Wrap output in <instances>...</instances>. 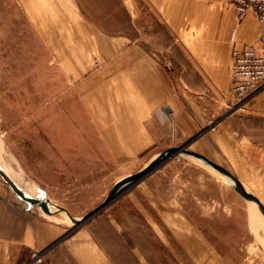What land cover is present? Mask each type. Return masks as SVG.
Returning <instances> with one entry per match:
<instances>
[{
  "label": "rangeland",
  "instance_id": "1",
  "mask_svg": "<svg viewBox=\"0 0 264 264\" xmlns=\"http://www.w3.org/2000/svg\"><path fill=\"white\" fill-rule=\"evenodd\" d=\"M234 21L231 0H0L6 164L74 218L99 208L116 183L173 144L142 124L164 85L195 74L185 66L187 32L196 46ZM204 167L173 159L81 230L116 264H264L251 205ZM48 210L31 213L75 228Z\"/></svg>",
  "mask_w": 264,
  "mask_h": 264
},
{
  "label": "crops",
  "instance_id": "2",
  "mask_svg": "<svg viewBox=\"0 0 264 264\" xmlns=\"http://www.w3.org/2000/svg\"><path fill=\"white\" fill-rule=\"evenodd\" d=\"M236 26L238 42L240 37L244 39L242 44L236 42L235 48L261 46L264 30L253 15L239 24L234 21L231 27L223 24L217 30L213 28L203 33L198 39L202 42L196 46L194 33L187 32V38L193 40L184 48L185 66L195 74L188 72L180 84L164 85L167 93L157 97L153 114L144 119L142 129L146 133L148 128L150 137H163L173 143L167 149L193 141L190 150L227 169L261 201L264 200V89L244 107L232 108L233 46L228 41ZM156 84L158 86V82ZM31 212L13 201L0 178V264H28L34 255L51 247L43 255L45 263L39 264H116L91 234L81 230L82 227L68 235L71 230L68 232L49 221V216L41 213L35 216Z\"/></svg>",
  "mask_w": 264,
  "mask_h": 264
},
{
  "label": "water",
  "instance_id": "3",
  "mask_svg": "<svg viewBox=\"0 0 264 264\" xmlns=\"http://www.w3.org/2000/svg\"><path fill=\"white\" fill-rule=\"evenodd\" d=\"M193 143L190 142L182 147H172L158 155L157 158H155L149 165H147L144 169L139 171L138 173L129 176L127 178H124L123 180L116 183L113 188L110 190L109 194L107 195L104 203L94 211L90 212L86 216L77 219L72 217L68 211H66L64 208L52 205L50 201L47 199V194L45 191H43L36 183L31 181L24 171L18 166V171H15L9 163L6 164V159L3 156L5 165L9 166L13 169V171L16 174H23V179L21 181L23 182L24 188H31V191L27 192L31 194L36 195L34 197L28 196L23 189H20L15 181H13L7 173L4 171V169L0 166V178L3 181L4 185L6 186L7 190L9 191L10 195L14 198L13 201L17 203L21 208L31 211L34 208L42 209L46 212H48V209L55 208L60 213H65L70 222L74 224L75 229L72 230L68 235H70L72 232L78 230L85 224H87L89 221H91L93 218H95L97 215H99L101 212H103L105 209H107L110 205H112L117 199H119L121 196H123L126 192L131 190L133 187L137 186L141 182H143L146 178H148L150 175H152L155 171H157L159 168H161L163 165H165L170 160L177 158V157H191L197 162L201 163L205 167L213 170L217 174L220 175V177L223 179L224 183L233 189L238 195H240L247 203L255 204L258 208L259 212L264 217V206L262 202L251 192L247 191L243 185L239 182L238 179H236L227 169L224 167H221L220 165L214 163L213 161L207 159L203 155L196 153L189 149L190 145ZM4 146V145H3ZM3 155H5V150L3 152ZM11 157V156H10ZM9 157V158H10ZM10 160H14L13 157H11ZM25 204L27 206H25ZM67 235V236H68ZM65 239V238H63ZM63 239L58 241L56 244L61 242ZM52 248V247H51ZM48 249L47 251L43 252L45 254L46 252L51 250Z\"/></svg>",
  "mask_w": 264,
  "mask_h": 264
},
{
  "label": "built area",
  "instance_id": "4",
  "mask_svg": "<svg viewBox=\"0 0 264 264\" xmlns=\"http://www.w3.org/2000/svg\"><path fill=\"white\" fill-rule=\"evenodd\" d=\"M239 23L250 14L254 15L264 30V0H231ZM237 28L231 33L232 50V85L231 97L233 109L244 107L264 87V33L260 38V47L235 48ZM41 253L34 255L28 264L42 262Z\"/></svg>",
  "mask_w": 264,
  "mask_h": 264
},
{
  "label": "bare ground",
  "instance_id": "5",
  "mask_svg": "<svg viewBox=\"0 0 264 264\" xmlns=\"http://www.w3.org/2000/svg\"><path fill=\"white\" fill-rule=\"evenodd\" d=\"M4 145V146H3ZM5 150V144L3 143V140H2V137L0 135V166L4 169V171L7 173V175L17 183L18 187L20 189H23V191L30 197H34L36 195L35 194H31L29 192L26 191V189L28 191H31L32 189L31 188H24L23 185V182L21 181V179H23V174H16L12 168H10L9 166L5 165L4 163V159H3V152ZM198 163V162H197ZM205 169H207L208 171H211L213 172V170L209 169V168H206L204 167ZM21 183V184H20ZM244 187V186H243ZM245 188V187H244ZM246 189V188H245ZM251 205V208H252V211L254 212L252 215V219H251V227L252 229L256 230V232L260 231V229H264V217L263 215L259 212L258 208L256 207L255 204H252V203H249ZM25 206H27L25 204ZM36 209V208H34ZM53 210H56L55 208H51ZM58 211V210H56ZM59 212V211H58ZM48 214H51L50 211L47 212ZM60 213V212H59ZM62 215H64V217L66 219L69 220L68 216L65 214V213H61ZM52 215V214H51ZM79 219V218H78ZM70 221V220H69ZM75 229V228H74ZM73 229V230H74Z\"/></svg>",
  "mask_w": 264,
  "mask_h": 264
}]
</instances>
